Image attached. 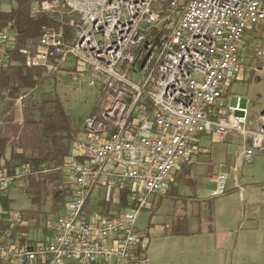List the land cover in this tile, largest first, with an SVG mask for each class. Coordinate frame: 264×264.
<instances>
[{"label":"built area","instance_id":"built-area-1","mask_svg":"<svg viewBox=\"0 0 264 264\" xmlns=\"http://www.w3.org/2000/svg\"><path fill=\"white\" fill-rule=\"evenodd\" d=\"M167 4L180 8L176 19L164 16ZM29 14L55 16L60 25L26 42L22 66L52 73L68 65L72 80L99 86L102 99L64 158L69 195L62 212L44 218L42 240L17 232L22 217L7 212L3 200L16 180L47 173V166L23 165L11 175L0 167V264H145L137 216L168 192L175 171L206 152L203 134L223 140L238 132L247 141V164L264 150V103L252 132L243 127L247 110L239 97L228 108L241 114L236 121L225 122L218 109L231 84L244 78L239 52L246 31L264 21V0H33ZM69 14L86 26L70 20L62 39L61 19ZM145 40L142 78L134 84L123 73L135 64L131 50ZM15 45L10 26L0 29V69L19 66L9 59ZM226 183L220 173L210 197L224 195ZM94 194L119 209L87 211Z\"/></svg>","mask_w":264,"mask_h":264},{"label":"rangeland","instance_id":"rangeland-1","mask_svg":"<svg viewBox=\"0 0 264 264\" xmlns=\"http://www.w3.org/2000/svg\"><path fill=\"white\" fill-rule=\"evenodd\" d=\"M3 5L7 6L3 8L4 11H11L16 7L15 2L12 3L11 0H4ZM163 13L169 19H176L180 8L172 9L167 4ZM61 20L64 23L62 39L69 30L67 24L70 20H74L80 30L86 26L77 14L65 15ZM164 24L165 22L157 26L162 28ZM50 30L54 28L51 27ZM145 44L146 40L142 41L138 48L131 50L135 64L123 73L134 84H138L142 78L139 73L145 59L142 54ZM242 45L244 49L239 52V58L245 68L244 78L231 84L222 98V106L218 109L223 112L220 118L225 122L236 121L241 114L230 112L228 108L234 107L235 99L239 97L240 107L247 110V121L243 127L252 132L256 129L264 103V21L246 31ZM64 69L59 72H44L33 90L21 91L18 101L0 104L2 119L13 123L14 132H19L14 144L21 146L26 154H31L30 158H42L53 151L56 139L59 142L58 147H61L70 138L71 147L72 142L81 134L83 121L96 113L102 99L99 86L88 87L84 83H76L72 80V69ZM23 94L26 97H23ZM63 117L67 119L68 131H49L48 126L62 121ZM199 146L208 149L209 155L205 158L209 162L205 165L198 164L196 157H193L192 165L172 174V177L176 175V186L173 189L177 190L178 196L167 197L172 190L170 188L169 192L154 199L149 209L142 210L137 216L136 228L146 244L145 264H191L188 263L191 262L190 254L193 257L208 259L219 257L215 254L218 252L227 256L228 264L247 263L246 256L241 252L236 254L232 251L233 245L230 246V242L234 241V236L247 232L250 224L259 225V245L262 243L264 150H255L250 164L244 162L242 151L247 147V141L235 130H230L223 140H219L215 135L203 134L199 138ZM63 162L64 159L59 162H43L41 165H46L49 172L34 177H22L16 180L8 191L11 197L7 198L9 210L19 211L23 220L22 226L26 229L25 237L29 239L42 240L45 235L44 218L49 214H58L64 209L69 193L68 188L62 184ZM219 166H223L227 176L226 193L217 198H210L211 191L217 186V176L214 174ZM31 178L34 180L31 181ZM56 192H60L58 199L54 198ZM195 196L199 197V200ZM100 199L101 194L97 197L92 195L87 202V208L98 211ZM181 220L187 223L190 231L198 227L209 228L212 235L171 236L170 229L182 222ZM226 227L230 228L232 237L222 235L221 230ZM222 241L225 242L224 252L222 247H219Z\"/></svg>","mask_w":264,"mask_h":264},{"label":"trees","instance_id":"trees-1","mask_svg":"<svg viewBox=\"0 0 264 264\" xmlns=\"http://www.w3.org/2000/svg\"><path fill=\"white\" fill-rule=\"evenodd\" d=\"M15 2L16 7L10 12H0V29L10 26V28L16 34V45L15 49L9 53V59L19 64V68L13 70L10 66L0 69V93L7 92L9 97L18 98L22 90H33L37 85L39 78L43 75L42 68H26L22 66L23 59L19 55V50L22 49L28 40L33 42L37 41L46 31L50 30L51 27L57 29L60 25L59 20L55 16L39 15L36 17H30V5L33 0H12ZM16 77V79H15ZM67 119L63 117V120L56 123L55 125L48 126L49 131L55 132L64 130L68 131ZM68 134V132H67ZM69 135V134H68ZM64 146L58 147V139L55 141L54 150L49 152L42 158H25L18 154L14 155L8 162H1L3 156L4 143L3 139H0V167L6 170L11 175L13 171L23 165H30L34 169H38L43 162H54L62 161L70 151V138H68ZM29 177H34L31 175ZM34 179L31 178V181ZM33 183H31V186ZM36 194V193H35ZM34 194V195H35ZM65 196V195H63ZM60 192L54 194V198H59ZM126 197H122V203L120 207L125 206ZM4 209L9 211V201L6 198L3 200ZM115 209L108 203L101 202L100 208L97 211L102 215H109V212ZM23 221V220H22ZM26 229L21 225L17 228V232L25 234ZM45 236H48L45 230H43ZM175 235H179L178 231L174 232ZM23 239L22 241H24Z\"/></svg>","mask_w":264,"mask_h":264},{"label":"crops","instance_id":"crops-1","mask_svg":"<svg viewBox=\"0 0 264 264\" xmlns=\"http://www.w3.org/2000/svg\"><path fill=\"white\" fill-rule=\"evenodd\" d=\"M11 2L14 3L12 0H11ZM3 4H4V0H2V3L0 5L1 11L2 12H6V13L9 12L10 10H8V8H7L8 11H4L3 8L7 7V6H4ZM19 67L20 66H14V67L12 66L11 68L13 70H16ZM64 68H65L64 71L71 70L70 66H68V65H66ZM15 79H16V77H15ZM23 97H26V95L24 96V94H23ZM18 100H19L18 98L9 97L7 92H1L0 93V104L2 102L11 103V102L18 101ZM1 109L2 108H1V105H0V139H3L5 141V143L3 144L4 145V150H3V156L1 158V162L2 163L8 162V161H10L12 159V157L14 155H18V154L24 155V156L30 158L31 154H26L24 149L21 146H16L14 144L16 139H17V137L19 136V132L18 131L14 132L13 123L11 124L10 122H5V119H2V117H1ZM202 149L205 150L206 152L204 154H201V155L197 156L196 159H197V163L198 164L205 165V164H207L209 162V160L207 158H205L206 155H209V151L206 148H202ZM242 159H243V151H242ZM188 165H192V161H190L189 164L183 165L177 171H181L183 168H185ZM223 169H224L223 166H219L216 169V172H215L214 175L218 176L220 173L226 174ZM177 171H175V173H177ZM175 179H176V175H175V177H172V180H171V183H170V186H169V190H170V188H172L171 192L168 193L169 196H167L169 198H171V197L176 198L178 196L177 195V190L173 189V187L176 186L175 185V183H176ZM216 182H217V179H216ZM169 190H168V192H169ZM240 190L242 191V189H240ZM157 197L159 198V196H155V197H153L151 199V205H152L154 199H156ZM195 197H196L197 200H199V197H197V196H195ZM209 197H210V195H209ZM7 198L11 199V197L9 196V193H7ZM89 199H90V197H89ZM89 199H88V202H89ZM241 200H242V197H241ZM99 202H100V200H99ZM86 209H87V211H91V210H89L87 208V205H86ZM17 212H19V211H17ZM242 218H243V221H245V216L244 215L242 216ZM184 219L186 220V218H184ZM181 221L182 222H179V224L177 226H175L174 228L170 229V235L171 236L189 237V236L194 235V236H197V237H201L203 235H205V236L212 235L211 229H209V228L203 229V228H199L198 227L195 230L190 231L188 229L187 223L184 220H181ZM241 225L245 226V224H241ZM175 231H178L180 234L179 235H175L174 234ZM221 233H223L222 234L223 236H231L232 237V234H231V231H230L229 227H226L223 230H221ZM262 238H263L262 243H261V245H259L260 240H261V234H260L259 225L250 224V227L247 230V232H242L241 235L234 236V241L230 242V246L233 245L232 246V251H235L236 254L241 252V254L243 256H246L247 263H243V264H264V236H262ZM224 243L225 242L222 241V243L219 244L220 245L219 247L220 248L222 247V249H223L222 251L223 252L226 250L224 248L225 247ZM144 246L146 247L145 243H144ZM215 254H218L219 257H215L214 256V257H210L208 259H205V258L201 259V258L193 257L190 254L189 255V259H190L191 262H188V263H191V264H228L227 256L225 257L224 253H222V255H220L219 252L215 253ZM221 256H224V257H221Z\"/></svg>","mask_w":264,"mask_h":264}]
</instances>
